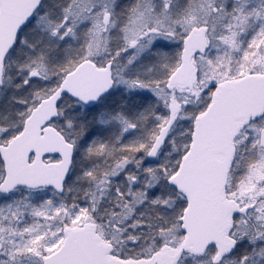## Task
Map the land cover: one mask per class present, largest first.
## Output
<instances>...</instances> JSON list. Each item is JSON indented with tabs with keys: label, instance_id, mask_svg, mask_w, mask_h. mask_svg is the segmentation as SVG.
<instances>
[{
	"label": "snow or ice",
	"instance_id": "6c2138e0",
	"mask_svg": "<svg viewBox=\"0 0 264 264\" xmlns=\"http://www.w3.org/2000/svg\"><path fill=\"white\" fill-rule=\"evenodd\" d=\"M0 264H264V0H0Z\"/></svg>",
	"mask_w": 264,
	"mask_h": 264
}]
</instances>
